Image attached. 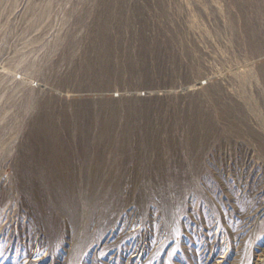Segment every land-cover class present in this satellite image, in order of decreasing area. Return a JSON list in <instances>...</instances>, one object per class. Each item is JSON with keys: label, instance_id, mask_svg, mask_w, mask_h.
Instances as JSON below:
<instances>
[{"label": "rangeland", "instance_id": "obj_1", "mask_svg": "<svg viewBox=\"0 0 264 264\" xmlns=\"http://www.w3.org/2000/svg\"><path fill=\"white\" fill-rule=\"evenodd\" d=\"M0 264H264V0H0Z\"/></svg>", "mask_w": 264, "mask_h": 264}]
</instances>
